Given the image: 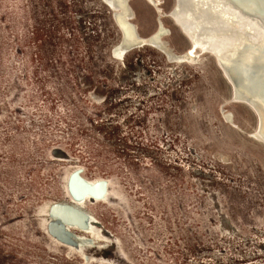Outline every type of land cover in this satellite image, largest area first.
I'll return each mask as SVG.
<instances>
[{
	"label": "rangeland",
	"instance_id": "obj_1",
	"mask_svg": "<svg viewBox=\"0 0 264 264\" xmlns=\"http://www.w3.org/2000/svg\"><path fill=\"white\" fill-rule=\"evenodd\" d=\"M97 4L0 0V264H264V148L221 120L225 84L208 63L171 65L150 47L112 59L117 33ZM70 34L83 91L66 69ZM73 168L108 182L104 200L74 205L99 230L72 229L92 238L80 252L47 214Z\"/></svg>",
	"mask_w": 264,
	"mask_h": 264
},
{
	"label": "bare ground",
	"instance_id": "obj_2",
	"mask_svg": "<svg viewBox=\"0 0 264 264\" xmlns=\"http://www.w3.org/2000/svg\"><path fill=\"white\" fill-rule=\"evenodd\" d=\"M258 8H260V11L263 10L262 13L264 14V0H176L173 14L181 26L189 33L194 43L208 47L225 58L235 90L240 95H245V99L256 107L260 115V134L264 139V48L260 44L261 41H264V21L258 15ZM231 9H234L238 15V23L234 26L229 20L232 15L230 13ZM118 16H120L119 13ZM128 26L133 27L130 23H128ZM161 31H166L164 26L158 27L154 32L158 34ZM124 34L127 36L125 42L130 44L140 42L153 33H145L147 35L142 36L145 34H136L135 31L128 29L124 31ZM166 43L167 40L161 38L160 45L163 50H160V52L156 51L163 57L167 53L169 60H179L191 53V51H188L187 54H184V50L174 51L171 49V45ZM123 45L117 47L121 48ZM133 50L135 49H131L126 54ZM259 74L263 82L258 87L257 78ZM226 113L223 112L227 116ZM73 169L69 172L65 182L68 199L53 202L47 208V211L51 209L57 210L56 216L52 217L55 220H59L57 227L59 226L61 229L63 226L67 234H72H70V239L74 236L77 237V234L73 233L72 229L82 233H89L82 231L81 221L86 222V218L74 207V205H78L74 201L76 195L87 191L89 193L87 199L102 201L107 194L106 192L102 196L99 195L103 191L106 180L101 178L86 180L82 176V172L76 176L75 171L80 168ZM70 177L71 179L69 180ZM78 179L80 180V182L78 181L80 185L77 182ZM90 194H96L97 196L92 197ZM62 219H66L68 222L64 224ZM70 221H74V225ZM77 224L80 226H76ZM82 227L87 228L86 223ZM73 248L77 252L81 251L80 247Z\"/></svg>",
	"mask_w": 264,
	"mask_h": 264
},
{
	"label": "water",
	"instance_id": "obj_3",
	"mask_svg": "<svg viewBox=\"0 0 264 264\" xmlns=\"http://www.w3.org/2000/svg\"><path fill=\"white\" fill-rule=\"evenodd\" d=\"M97 2L104 7L109 21L117 33L115 41L110 45L108 49V54L112 59L122 63V60L128 51H130L131 49H140L142 47H150L160 52V50H163L160 45L161 38L166 39V44H170L171 49H173L174 51L184 50V54H187L188 51H191L190 54L180 58L179 60H169L167 53L164 54L163 58L166 63L175 66L177 64H210L214 74L225 84L226 87V96L218 108L221 120L238 134L245 136L249 140L264 148V139L260 134L261 118L259 113L257 112L256 107L251 102L245 99V95H240V93L235 90L230 70L225 62V58L208 47H205L199 43H194L189 33L176 20L173 14L175 10L176 0H97ZM136 3H138V5H136ZM225 9L227 10V8ZM258 11V15L264 21V14L262 13L263 10L260 11V8H258ZM118 13L120 14V16H118ZM230 13L232 15L229 20L234 26L238 23V15L234 9H231ZM144 18H148V20L151 22V28L146 33L153 34L140 42L127 44L125 42V38L127 36L124 34V31L130 29L135 31L136 34H145L140 32V27ZM128 23L132 24L133 27L131 28L130 26H128ZM163 26L165 27L166 31H161L158 34H155L154 31L158 27ZM172 36H176L180 40V42L182 43L181 49L177 50L174 48V46H172L170 41V38ZM122 44L124 45L121 48L117 47ZM260 44L261 47L264 48V41H261ZM257 79V86L259 87V84H262L263 82L260 74L258 75ZM228 105L241 106L245 110L248 115V120L250 121V126L248 128L242 127V125L235 120L234 113L228 108ZM222 111L227 112V116L224 115ZM75 173L76 176H78V174L81 173V169H77ZM70 179L71 177L69 178V180ZM78 181L80 182L79 179L77 180V182ZM107 184L108 182L104 183L103 191L101 192V194H99L100 196L107 192ZM88 195L89 193L87 191H83L79 195H76L78 199L75 197L74 201L80 204L83 200L87 199ZM90 196L96 197L97 195L90 194ZM56 212L57 210L51 209L50 211H47V214L49 216H56ZM55 221L59 222V220L57 219ZM62 222L65 224L68 221L66 219H62ZM70 222L74 225V221ZM81 223L83 226L85 225V223L87 225V228H84L81 225L82 231L90 233L94 230L95 232H97V234H99V230L96 228L97 225L92 220L87 219L86 222L81 221ZM76 226L80 225L77 224ZM62 231L64 234L62 233L63 235L57 236L60 238V241L64 242L67 245H72L75 248H81L84 245L92 244V239L84 237L81 234H78L77 237H71L70 239L71 233L67 234V231L63 229V226Z\"/></svg>",
	"mask_w": 264,
	"mask_h": 264
},
{
	"label": "trees",
	"instance_id": "obj_4",
	"mask_svg": "<svg viewBox=\"0 0 264 264\" xmlns=\"http://www.w3.org/2000/svg\"><path fill=\"white\" fill-rule=\"evenodd\" d=\"M97 6L99 8H101L105 12V9H104V7L101 4L98 3ZM38 33H39L38 28H35L34 27L30 31L29 35H28L29 40L36 41L37 38H38V35H39ZM62 37H64V35L60 36V38H62ZM91 40H92V38H90V40H88V42L86 43V51H87V53H89L90 50H91L90 49V42H89ZM67 41L70 42V48L72 50V57H70V58L67 59V63H66L67 64V67H66V69H67V72L69 74L72 75V73H73V76H72L73 78L71 80L72 81V84L75 87H77V89L83 91L84 90V85L79 80V78L76 76V74L74 72L75 64L77 63L78 65L82 66V62L84 61V57L81 55V52H80V48H81L80 42H79L78 37L75 36L74 34H70L69 38H67ZM108 64H110V63H108ZM102 78H107V73H105ZM80 95H81V100L84 101V103H86L87 106L92 107V109L99 107L100 103L91 102L90 100L86 99L84 93L83 94H80ZM104 125H106V123H104L102 120L100 121V123L99 122H96V126H98V127H102ZM108 125H111V124H108ZM100 154H101V152H99V154H98L97 151H96V153H90V151H89L88 156L90 158H93V157L99 156ZM194 248H195L194 245H188L186 251L189 252V253L190 252H193V249ZM199 249L201 250V252L205 251L204 249H202V247H200Z\"/></svg>",
	"mask_w": 264,
	"mask_h": 264
}]
</instances>
